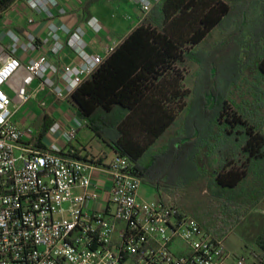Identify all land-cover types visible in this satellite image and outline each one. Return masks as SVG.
<instances>
[{
    "label": "trees",
    "instance_id": "1",
    "mask_svg": "<svg viewBox=\"0 0 264 264\" xmlns=\"http://www.w3.org/2000/svg\"><path fill=\"white\" fill-rule=\"evenodd\" d=\"M16 1L0 0V31L6 12ZM96 1L88 0L84 7ZM244 1L156 2L66 99L77 118L88 121L97 135L113 146L115 154L132 159L143 183L155 187L159 195H175L186 213L220 238L237 232L244 225L243 219L264 198V31L253 34L250 41H244L246 34L239 31L228 33L211 51L213 57L206 56L209 59L202 57L200 50L206 38L223 27L235 6ZM241 9L244 13L247 6ZM240 36L238 57L249 51L248 58L257 67L258 83L248 91L252 99L237 103L229 96V84L218 82L220 66L215 55L231 51ZM190 58L207 63L202 83L212 87L196 92L186 86ZM239 61L241 68L245 60ZM183 113L186 116L179 134L155 149ZM53 122L43 115L42 129L34 139L37 143ZM78 153L72 155L80 157ZM201 180H206L210 190L208 203L179 196ZM254 243L252 253L261 264L264 227Z\"/></svg>",
    "mask_w": 264,
    "mask_h": 264
},
{
    "label": "built area",
    "instance_id": "2",
    "mask_svg": "<svg viewBox=\"0 0 264 264\" xmlns=\"http://www.w3.org/2000/svg\"><path fill=\"white\" fill-rule=\"evenodd\" d=\"M20 1L49 19V33L8 27L0 37V264H226L225 238L167 196H141L143 182L129 156L83 159L58 141L42 149L34 128L15 121L35 81L64 102L115 49L92 52L81 26L50 19L60 0ZM138 1L149 12L159 0ZM67 46L79 63L57 62ZM84 121L63 132L55 122L49 131L68 144Z\"/></svg>",
    "mask_w": 264,
    "mask_h": 264
},
{
    "label": "rangeland",
    "instance_id": "3",
    "mask_svg": "<svg viewBox=\"0 0 264 264\" xmlns=\"http://www.w3.org/2000/svg\"><path fill=\"white\" fill-rule=\"evenodd\" d=\"M242 5L247 6L244 13L241 11ZM251 14L253 15L250 17ZM237 31L246 34L244 41L247 39L250 41L253 34H260L264 31V0H245L244 2L236 5L234 14L226 21V24L221 28L215 29L204 41L200 49L202 51V57L206 59L213 57V55H211L213 54L211 51L214 50L218 44L223 43L228 33H237ZM2 33L3 32L0 33L1 39L4 38V33ZM235 38H238L237 34L234 35L233 39L235 40ZM263 42L264 41H262V43ZM236 43L237 44L231 48V51L224 50L223 52H219L218 56H215L217 58L216 62L220 66V68L218 66L219 69H217L218 82L219 84H222V86L229 84L227 88L229 96H231L238 103L242 102L244 99H252V95L248 91L252 88L253 84L258 82L257 67L253 59L248 58L250 54L249 51L247 50V52H242L241 56L238 57L237 50L239 49V45L241 43V36L239 37V40L236 39ZM243 45L245 44H242V50H244ZM206 56H209V58ZM241 58L245 60V62L240 68L239 60H241ZM205 64L207 63L199 62L198 58H190L186 65V86L194 91L196 90V92L200 91L201 87L202 90H207V86L212 87L213 85L202 83V78L205 75L204 73L207 71V68L205 69L204 67ZM7 91L11 93L9 89H7ZM39 91L43 90L40 89ZM38 93L39 92H37L34 96L37 101H33V106L30 105L29 109L37 108L40 112L41 109L46 110V108L49 107L50 102L46 97L47 95L41 99ZM185 116L186 113H183L179 117L177 123L157 142L155 149L163 147L170 139L175 138L179 134L182 130ZM36 133L38 134V132ZM110 133H112V130ZM108 135L104 133V136L107 139H109ZM79 136L83 142L89 143L90 150H92L93 153L99 154L102 150L107 151L108 157L105 159L106 163H109L114 158V152L109 147V143L101 136L98 135V137L96 132L91 129V127H85ZM74 140L76 141V138ZM83 157H86V154H83ZM76 192H80V190H76ZM140 194L146 200H153L160 196L157 189L148 183H142ZM162 194L163 195L161 196H167L168 199H172L174 202L179 204L175 195L169 193L165 194V192ZM179 196H182L183 199H193L194 203H208L210 190L207 187L206 180H201L193 183L190 187L180 192ZM194 207V204H192L189 212L192 213V209H194ZM243 222L244 225L239 227L237 232L232 231L225 238V244L228 252L230 253L229 258L226 260V264H238V260L240 258H244L245 264H259V260L252 253V250H255L256 248V244L254 243L255 237L264 227V198L260 201L257 207H255L247 215V217L243 219ZM261 264H264V262H261Z\"/></svg>",
    "mask_w": 264,
    "mask_h": 264
},
{
    "label": "crops",
    "instance_id": "4",
    "mask_svg": "<svg viewBox=\"0 0 264 264\" xmlns=\"http://www.w3.org/2000/svg\"><path fill=\"white\" fill-rule=\"evenodd\" d=\"M87 1L88 0H60L59 7L54 9L52 16L49 18L65 22L71 28L81 26L87 33L90 51L102 55L106 54L108 47H116L123 38L139 25L148 13L143 10L142 4L138 0H97L86 9L84 6ZM156 2L158 1L153 2V6ZM30 16H35V18H37V22L33 25L28 24V18ZM48 24V18H43L39 13L32 11L22 1L18 0L6 12L4 18L5 28H2L0 33H4L8 27L15 28L21 32L30 28L37 34L43 36L49 33ZM56 60L59 64L69 62L79 63L81 61L77 54L68 46L65 47ZM40 89L43 91H39ZM30 90L33 93L31 101L16 112L14 119L20 126L24 128L30 126L36 130L33 139L38 136L42 129L43 115L45 114L53 119V124L55 122L61 123L63 128L61 132L77 122V116L66 101L57 100L47 88L40 87L38 81L34 82ZM37 92H39L38 94L41 99L47 95L46 97L50 102L49 107L46 108V110L41 109L40 112L37 108L29 109L30 105L33 106V101H37V99L34 98ZM85 127H90L89 122L86 120L78 129L76 141L73 140L68 144L58 134H51L49 130L41 138L40 143H37L35 140L34 142L37 146H48L53 141H58L65 150H73L74 153L79 151L78 154L80 158L92 159L99 157V159L105 161L108 157L107 151L102 150L99 154H95L90 150L89 143L81 140L79 135L83 132ZM36 132H38V134ZM29 140V137H24L25 142ZM109 147L114 152L113 146L109 144ZM83 154H86V157H83ZM76 190L81 191L79 188Z\"/></svg>",
    "mask_w": 264,
    "mask_h": 264
}]
</instances>
